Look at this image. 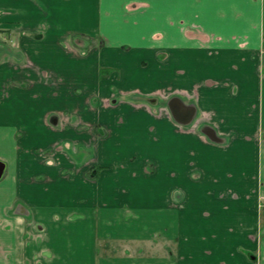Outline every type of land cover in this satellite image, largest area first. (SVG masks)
<instances>
[{
    "label": "crops",
    "instance_id": "0c3cea01",
    "mask_svg": "<svg viewBox=\"0 0 264 264\" xmlns=\"http://www.w3.org/2000/svg\"><path fill=\"white\" fill-rule=\"evenodd\" d=\"M7 126L0 264H264V0H0Z\"/></svg>",
    "mask_w": 264,
    "mask_h": 264
},
{
    "label": "rangeland",
    "instance_id": "374dc122",
    "mask_svg": "<svg viewBox=\"0 0 264 264\" xmlns=\"http://www.w3.org/2000/svg\"><path fill=\"white\" fill-rule=\"evenodd\" d=\"M8 43V42H7ZM88 45V44H87ZM89 46V45H88ZM85 48V50H89L87 47H84ZM78 92H80V90L78 91ZM97 132L100 134V135H105L104 133H105V130L104 129H97ZM1 133V136H2V145L4 146L3 147V150H5L7 153H9V156L8 157H5L4 159L7 161V163H8V167L10 168V167H14V169H12L13 170V172H14V174H13V177L14 178H16V179H18V178H20V172L18 171V168H19V163H17V161L15 160V156H14V154L13 153H10V151H13L14 153H15V149L16 148H18L19 147V145H18V142H19V136L22 134L21 132H19V130L18 129H16L15 128V126H7V127H4V128H2V131L0 132ZM7 149V150H6ZM40 152V151H39ZM45 152H48V150L47 151H45ZM13 155V156H12ZM75 158V157H74ZM2 160V159H1ZM147 167H148V169L151 171L152 170V165L151 164H147ZM102 170V167H100V166H96V171L95 172H93V173H95V176L96 177H99V173H100V171ZM12 172V173H13ZM66 172H70V174H72V176H73V174L75 173V171H69V170H67ZM90 176H89V178H91V179H94L93 177H94V174H89ZM44 175H39L38 176V180L39 181H44ZM74 178V177H73ZM25 204V202L24 201H21L20 202V204ZM24 206V205H23ZM120 248V247H119ZM116 251V250H115ZM120 251V250H119ZM162 251L164 252V253H168V250H166V249H162Z\"/></svg>",
    "mask_w": 264,
    "mask_h": 264
},
{
    "label": "water",
    "instance_id": "95a60500",
    "mask_svg": "<svg viewBox=\"0 0 264 264\" xmlns=\"http://www.w3.org/2000/svg\"><path fill=\"white\" fill-rule=\"evenodd\" d=\"M173 111H174V114H175V116L177 115V113H179V112H181V111H185V114H183L184 116H187L186 114H187V111H188V109H187V107H186V110H185V108L183 107V106H178V108H176V110H174L173 109ZM178 119H180L181 117L179 116H176ZM186 118V117H185ZM184 120V119H183ZM185 121H187V119H185ZM3 168H4V165L0 162V177L3 175Z\"/></svg>",
    "mask_w": 264,
    "mask_h": 264
},
{
    "label": "trees",
    "instance_id": "16d2710c",
    "mask_svg": "<svg viewBox=\"0 0 264 264\" xmlns=\"http://www.w3.org/2000/svg\"><path fill=\"white\" fill-rule=\"evenodd\" d=\"M103 71H105V69H103Z\"/></svg>",
    "mask_w": 264,
    "mask_h": 264
}]
</instances>
